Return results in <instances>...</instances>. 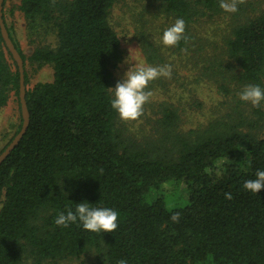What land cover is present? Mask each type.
I'll return each mask as SVG.
<instances>
[{
	"label": "trees",
	"instance_id": "trees-1",
	"mask_svg": "<svg viewBox=\"0 0 264 264\" xmlns=\"http://www.w3.org/2000/svg\"><path fill=\"white\" fill-rule=\"evenodd\" d=\"M23 62L53 67L52 81L28 86L29 125L18 145L0 164V264H32L78 258L90 250L88 264H264V189L243 188L264 170V112L257 118L212 122L203 129L175 131L178 115L166 108L163 149L144 148L124 136L111 107L112 68L122 59L118 34L110 22L117 0H21L28 23L43 21L57 32L55 48L37 47L27 57L12 38ZM186 25L217 10V0H163ZM244 87L264 88V10L238 24L226 42ZM14 61L15 70L8 62ZM14 93L21 130L20 72L0 28V107ZM244 127L250 128L245 129ZM253 127V128H252ZM166 147V148H165ZM165 148V149H164ZM184 183L188 203L166 209L151 193ZM230 192L232 199H226ZM119 212L113 232L67 228L54 222L76 203ZM180 212L179 223L170 219Z\"/></svg>",
	"mask_w": 264,
	"mask_h": 264
},
{
	"label": "rangeland",
	"instance_id": "rangeland-1",
	"mask_svg": "<svg viewBox=\"0 0 264 264\" xmlns=\"http://www.w3.org/2000/svg\"><path fill=\"white\" fill-rule=\"evenodd\" d=\"M20 2L7 0L5 10L12 38L22 52L29 57L37 47L55 48L57 32L54 26L43 21L28 23L19 8ZM217 2V10L204 8L202 17L186 25L187 40H181L175 47H165L156 41L178 17L166 9L163 0L116 1L111 10L110 22L120 38L122 59L112 68L113 87L124 78V73L130 67L122 63L130 55V48V59L151 66H172L170 78L162 76L149 84L148 90L153 95L144 105V114L139 120L125 122L119 117V126L130 141L144 148L158 145V149H163L161 147L168 144L162 123L166 108L177 113L175 131L183 133L191 129H203L212 122L238 121L243 116L249 120L257 118L253 106L239 98L238 93L244 86L238 81L239 68L228 55L226 42L235 26L264 10V0H246L235 13L225 12L219 6L220 0ZM8 62L15 70L10 56ZM23 64L24 74L27 72L29 78L28 86L53 80L54 71L50 64L39 66L29 61ZM260 108L264 112V102ZM19 121L17 97L11 93L7 104L0 107V151L14 135ZM253 131L257 135H264V118L261 126ZM157 198L163 199L166 209L185 206L188 203L187 187L182 182L169 184L153 191L149 197ZM95 255V251L90 250L78 258L45 264H88ZM22 264H32V259L26 257Z\"/></svg>",
	"mask_w": 264,
	"mask_h": 264
},
{
	"label": "clouds",
	"instance_id": "clouds-1",
	"mask_svg": "<svg viewBox=\"0 0 264 264\" xmlns=\"http://www.w3.org/2000/svg\"><path fill=\"white\" fill-rule=\"evenodd\" d=\"M246 0H220V8L225 12L235 13L239 10V5ZM186 22L183 18H177L173 24L167 27L162 37L156 43H162L165 47H175L181 40H187ZM130 55L122 62L130 65L124 73V78L117 82L115 87L109 88L113 93L111 107L119 114L121 120L137 121L144 114V105L150 101L153 93L148 90L149 84L160 78H170L172 66H151L143 61L130 59ZM134 62V63H133ZM239 98L253 107H260L264 102V88L256 84L246 85L238 93ZM243 188L253 194H259L264 189V170H257L255 179H248L244 182ZM226 199H232L230 192L225 193ZM180 212H173L170 219L179 223ZM119 212L108 207H93L87 201L76 203L75 210L68 208L67 211L58 212L55 217V224L67 228L70 224L79 222L84 230L101 233H113L118 228ZM118 264H128L127 259H120Z\"/></svg>",
	"mask_w": 264,
	"mask_h": 264
},
{
	"label": "water",
	"instance_id": "water-1",
	"mask_svg": "<svg viewBox=\"0 0 264 264\" xmlns=\"http://www.w3.org/2000/svg\"><path fill=\"white\" fill-rule=\"evenodd\" d=\"M0 28L1 33L4 39V42L10 51V53L13 56V59L18 65V69L20 72V102H21V111H22V117H23V124L21 127V130L14 136L12 141L7 145V147L0 153V164L9 156L11 151L18 145L24 134L27 132L28 125H29V112L27 109L26 104V85H25V74H24V64L23 59L17 50L13 40L11 39L9 32L7 30V27L5 25L4 19H3V0H0Z\"/></svg>",
	"mask_w": 264,
	"mask_h": 264
}]
</instances>
